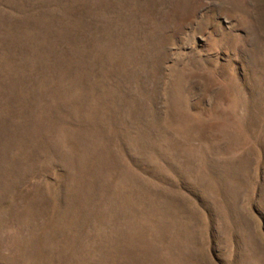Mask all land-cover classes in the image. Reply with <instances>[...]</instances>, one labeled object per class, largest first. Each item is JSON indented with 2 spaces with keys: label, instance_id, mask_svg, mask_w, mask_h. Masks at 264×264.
Instances as JSON below:
<instances>
[{
  "label": "rangeland",
  "instance_id": "374dc122",
  "mask_svg": "<svg viewBox=\"0 0 264 264\" xmlns=\"http://www.w3.org/2000/svg\"><path fill=\"white\" fill-rule=\"evenodd\" d=\"M0 264H264V0H0Z\"/></svg>",
  "mask_w": 264,
  "mask_h": 264
}]
</instances>
